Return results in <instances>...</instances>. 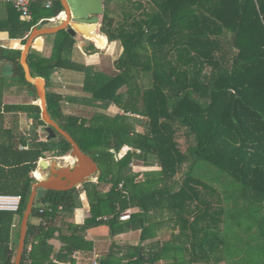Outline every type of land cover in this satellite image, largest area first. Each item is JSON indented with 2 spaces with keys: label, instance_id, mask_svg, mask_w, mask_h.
<instances>
[{
  "label": "trees",
  "instance_id": "obj_1",
  "mask_svg": "<svg viewBox=\"0 0 264 264\" xmlns=\"http://www.w3.org/2000/svg\"><path fill=\"white\" fill-rule=\"evenodd\" d=\"M46 1L32 0L30 21L0 3V31L24 46L43 20L64 12L60 0L51 10ZM103 3L100 34L122 49L113 73L75 62L77 38L66 30L50 35L49 57L35 50L28 57L32 76L47 82L52 118L102 175L98 183L36 199L21 264H78L75 253L89 260L95 244L88 231L100 225L112 237L141 232L143 242L154 240L99 264H264V0ZM98 52L94 42L85 46L89 56ZM21 53L0 48V61L13 70L10 78L0 75V194L22 197L20 219L40 161L72 152L62 135L47 139L39 105H4L5 87L13 84L38 101ZM65 73L82 74L80 94L54 90ZM113 106L119 113L106 115ZM19 115L32 128L15 135L6 124ZM179 131L188 139L185 151L175 140ZM135 162L161 170L133 173ZM103 183L111 190L103 191ZM84 193L91 217L77 225L70 218L83 207ZM128 210L131 219L121 221ZM16 215L0 212V264H15ZM164 229L167 239L158 237ZM53 242H60L58 252Z\"/></svg>",
  "mask_w": 264,
  "mask_h": 264
},
{
  "label": "water",
  "instance_id": "obj_2",
  "mask_svg": "<svg viewBox=\"0 0 264 264\" xmlns=\"http://www.w3.org/2000/svg\"><path fill=\"white\" fill-rule=\"evenodd\" d=\"M66 19L59 25L50 26L49 19L43 20L32 30L27 43L22 46L21 65L25 72L26 80L36 88L39 105L41 108V119L46 124L45 133L48 140L55 139L57 133L66 138L72 146V152L67 156V165L62 167L55 160L48 162L41 160L39 167L43 171H49L48 175L43 177L38 183L33 185L32 194L26 207V212L21 225V236L17 250L15 264H21L26 248V239L28 235V225L30 217L33 214L36 199L40 200L47 196L49 191L67 192L83 184L96 180L98 183L102 172L98 164L87 154H85L74 138L64 131L58 123L52 118L48 110L47 100V82L44 78H34L28 64V57L31 50L42 51L44 49V36L55 35L66 30L72 37L81 36L86 40L94 42L98 49H105L107 40L105 37L97 34L100 26L101 17L105 13L103 0H60Z\"/></svg>",
  "mask_w": 264,
  "mask_h": 264
},
{
  "label": "crops",
  "instance_id": "obj_3",
  "mask_svg": "<svg viewBox=\"0 0 264 264\" xmlns=\"http://www.w3.org/2000/svg\"><path fill=\"white\" fill-rule=\"evenodd\" d=\"M44 43H45L44 44L45 46H44V49L42 50L43 52L46 48L45 39H44ZM22 46H23L22 45V39H11L10 34H9V32H7V30H1L0 31V48L21 50ZM76 46H78V45H76ZM85 46L83 47L84 52H85ZM85 55H87V54L85 53ZM97 55L98 54H96V56ZM87 56H89V55H87ZM93 56H95V55H93ZM90 57H92V56H90ZM99 63H95V66H96V64H99ZM0 75L4 76L6 78H10L13 75L12 66L0 61ZM28 97L32 98L31 91L29 89H27L26 87L19 86L17 84H13L9 87H5L3 103H4V105L5 104H29V103H33L36 105L37 102H34L33 98L30 102L24 103L25 102L24 100ZM8 99H9V101H8ZM22 119L24 121H22ZM31 126H32L31 120H29L25 115H19V121H15V122L9 121L6 124V128L14 130L15 135H19L25 131H26V133H28V131L31 130V128H32ZM66 158H67V156L64 158H58L57 161L60 162V160H61V161H66V163H67ZM42 160H44V159H42ZM46 161H48V160H46ZM42 172H45V171L36 170V172H34L32 174L33 177L37 180L36 183H38L43 178ZM48 173H49V171H47V174H45V176L48 175ZM39 175H40V178L38 177ZM92 181L94 182V180H92ZM36 183H34V184H36ZM32 190H33V186H32ZM81 199H82L83 207L81 209L76 210L74 212L72 218H70V221L74 222L77 225H84L85 221L91 217L90 206H89V203L87 201V197H86L85 193L81 195ZM130 211H132V210H130ZM12 214L16 215L17 213H12ZM13 221H14V223H13V227H12L11 241H12V246L13 247L17 246V248H18L20 236H21V225H22L23 218L20 219L16 215L14 217ZM88 237L95 244L94 255L89 260H84V258L82 260L81 255H78L77 258H75V255H74V258L78 261V264H99V261H101V259H104L108 255H111L113 258H121V256H123L129 248L138 247V246L143 247V246L153 242L152 240H154V238H150L147 241L143 242L141 240V237H142L141 232H131L128 234L117 236V237H112L110 234L109 228L106 225H100V226H96V227L91 228L88 231ZM53 243L56 246L57 252H58V249L60 248V245H61L60 242H53ZM31 250H32V248H31ZM55 261L57 262V260H55Z\"/></svg>",
  "mask_w": 264,
  "mask_h": 264
},
{
  "label": "rangeland",
  "instance_id": "obj_4",
  "mask_svg": "<svg viewBox=\"0 0 264 264\" xmlns=\"http://www.w3.org/2000/svg\"><path fill=\"white\" fill-rule=\"evenodd\" d=\"M61 21H57V22H54L50 24V26H56V25H59ZM98 35L100 36H103L100 34V26L98 28V32H97ZM104 37V36H103ZM46 41V48L43 51H38L39 53H42L45 57H49L52 53V48H53V38L52 36H44L43 37ZM77 42H78V46H76L75 48V51H74V60L75 62H77L78 64L80 65H83L85 64L87 67H93V69L95 70V67L97 68H101L103 71H105L106 73L108 74H111L115 71V67H114V61L117 60L121 53H122V49H121V45L119 42H112L110 44H107L106 48L105 49H99V52H98V55L96 56H87L85 55V52L83 50V47L85 45H88L90 42H93L91 40H86L85 38L81 37V36H77ZM100 62V63H99ZM95 63H99V64H96L95 66ZM60 78V79H59ZM58 81L60 83V87L57 88V89H54L55 91H58L64 95H68V94H72V93H77V94H80V90L79 88L82 87L83 85V76L82 74H76V73H70L69 75L67 73L63 74V75H58ZM32 100L31 97H28L26 98L23 102L24 103H27V102H30ZM9 101V99H8ZM36 102H39L36 101ZM117 113H119V110L117 107H112L110 108V110H108L106 112V115H109L111 117L115 116ZM24 119V118H23ZM22 119V121H24ZM141 131V132H144L143 128L139 126L137 127V131ZM39 135L41 138H45V133L43 131V129H39ZM175 140L176 142L178 143L179 145V148L181 149V151H185L188 147V139L187 137L185 136V133L183 131H179L175 137ZM127 151V149H125L121 154H125ZM57 160V159H55ZM55 160H48L49 162H52V161H55ZM60 165L62 167H65L67 165L66 161H61L60 160ZM131 170L133 171V173H141V172H145V171H152V170H158L160 171L161 170V167H155V168H148V167H145L142 163H133L131 166H130ZM41 170V169H40ZM45 174H47V171L45 172H42V175L43 177H45ZM40 177V176H38ZM97 180V179H96ZM96 180L94 179V182H96ZM101 189L103 191H110L111 190V185L110 184H106V183H103L101 184ZM214 198V195L213 193H209V200H212L213 202V199ZM214 199L217 200V198L215 197ZM218 202H216L217 204ZM218 206V205H216ZM171 235V232L169 229H164L162 232L159 233L158 237H162L163 238H168L170 237ZM166 238V239H167Z\"/></svg>",
  "mask_w": 264,
  "mask_h": 264
},
{
  "label": "built area",
  "instance_id": "obj_5",
  "mask_svg": "<svg viewBox=\"0 0 264 264\" xmlns=\"http://www.w3.org/2000/svg\"><path fill=\"white\" fill-rule=\"evenodd\" d=\"M58 0H47L45 3V9L51 10L54 6V3ZM0 3H8L11 4L15 10L20 14V18L23 21L32 20V11L31 5L32 0H0ZM63 13V12H62ZM61 13V14H62ZM56 18L49 19L52 23L57 22L60 19V16ZM22 207V197L19 195H9V194H0V212L7 213H18ZM132 216V211H126L120 216L121 221H129ZM31 251V248H29ZM78 253H75V257L77 258Z\"/></svg>",
  "mask_w": 264,
  "mask_h": 264
},
{
  "label": "bare ground",
  "instance_id": "obj_6",
  "mask_svg": "<svg viewBox=\"0 0 264 264\" xmlns=\"http://www.w3.org/2000/svg\"><path fill=\"white\" fill-rule=\"evenodd\" d=\"M67 15L66 13H62L61 16H60V19H66ZM40 176V175H39ZM40 178V177H39Z\"/></svg>",
  "mask_w": 264,
  "mask_h": 264
}]
</instances>
